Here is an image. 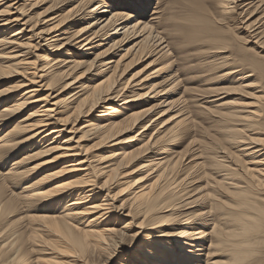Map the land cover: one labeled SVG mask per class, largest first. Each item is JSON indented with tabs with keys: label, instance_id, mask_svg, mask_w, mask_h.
<instances>
[{
	"label": "bare ground",
	"instance_id": "bare-ground-1",
	"mask_svg": "<svg viewBox=\"0 0 264 264\" xmlns=\"http://www.w3.org/2000/svg\"><path fill=\"white\" fill-rule=\"evenodd\" d=\"M173 1L175 16L163 18ZM215 5L210 13L198 0H0V165L17 157L0 174V186L24 184L22 196H0V264H210L218 258L212 264H264V143L258 142L264 139L246 136L264 125V96L222 115L231 121L225 125L233 152L226 148L216 160L225 174L214 186L222 193L205 186L181 196L197 180L174 179L189 153L175 151L180 135L156 129L142 140L175 108L161 103L181 85L173 64L161 83L139 92L136 87L157 78L122 83L126 70L145 58H155L145 72L155 67L153 75L161 76L173 45L161 21L174 26L182 49H199L204 73L225 68L220 78L230 79L249 68L262 76L264 0ZM37 6L47 7L36 14ZM187 8L194 15L178 24ZM88 55L91 61L77 59ZM252 77H242L240 86L249 87L244 79ZM81 118L88 119L82 128L76 126ZM140 171L146 175L130 178ZM25 208L37 214L12 222ZM122 222L125 231L139 230L131 237L136 242L112 226Z\"/></svg>",
	"mask_w": 264,
	"mask_h": 264
},
{
	"label": "rangeland",
	"instance_id": "rangeland-1",
	"mask_svg": "<svg viewBox=\"0 0 264 264\" xmlns=\"http://www.w3.org/2000/svg\"><path fill=\"white\" fill-rule=\"evenodd\" d=\"M198 1L210 13L214 12V10L216 9L215 0H198ZM155 6H156V3L155 2L152 3V6L149 8L147 14L151 15V13L149 12L150 11L152 12L154 10L153 7ZM46 7L47 6H37L35 7L33 13L43 14ZM170 8H171V11L169 12V14L166 13L163 16V18H170V17L175 16V12L177 10V4L175 1L170 2ZM191 15H194L193 11L187 8L179 16L178 24H183L185 19ZM244 16L242 17L241 20H245L247 18ZM50 17H53V16H50ZM190 18L191 17H188L187 19L189 20ZM34 20H36V17H34ZM149 20L150 19H147V21ZM167 22L163 24L164 22L161 21L159 24L161 31L162 32L166 31L170 35L169 41L173 43L172 48L170 49L171 50L170 60L161 61L162 65L160 66V68L162 69V74L161 73L160 74L163 77L161 76L157 77L159 73L153 75V71L155 70V67H152L145 72L146 67L155 59V58L154 59L145 58V59L137 60L131 67H129L126 70V72L124 73V80L122 81V83L125 80L127 81L131 79L138 80L139 76L141 77V79L146 78V80H149L150 78H153V77L157 78V79H150L149 80L150 83L147 84L146 82L145 86L143 85L141 87H136L135 90L139 92V90H144L145 88L150 86L152 83H161L166 78L165 76L170 72L167 67L169 66V64H173L171 72L172 71L176 72L175 76L177 78V81H179L181 85L178 87H175V89L173 90V95L168 96L167 98H164L161 101V103L167 102L168 104L169 102H172L173 107L175 108L173 109V112H171L168 115V117H165L164 120H162L160 124L157 125L156 128H151L150 131L145 132L143 134L145 136L144 138H142V140L145 139V142L148 141L150 137L152 136V134L156 131V129H159L160 132H165V133L171 132V133H176L180 135L181 140L179 141L178 148L175 149V151L176 152L189 151V153L183 158L182 165L180 167V175H177L174 179L176 181L178 180V178H180V180L187 178L189 179L190 182L192 179L197 180L196 182L192 183L196 185L192 186L187 191H182L180 195L182 196L183 194H185V192H189L190 190H193V189H196V191L192 192L191 194H196L197 191L201 189L203 190L205 186H207L206 192H209L212 195H216L215 191H218V193L221 194L222 191L217 190V187L214 185L215 184L217 185L218 182L224 181L223 177L225 173L222 171H219L218 163H216V160H217V157L223 156V154H221V151H226L225 150L226 148H227L226 153L228 155L233 153L232 149L230 148L231 138L227 137L229 134L226 132V125H225L229 122L231 123V121L224 122L222 120V115L228 112H232V111L234 112L243 111V107L241 105L252 103L253 100L251 98H254L255 96H264V72L261 76L257 72L253 73L252 70L248 68L247 70L241 71V74L236 75V78H230V79L220 78V76H223L228 71L225 68H221L218 71H214L211 73V75L204 73L203 68H200V65H203L204 63L201 61L199 57V52H198L199 49L198 48L197 49H190V48L182 49V47L184 48V46L177 42V34L174 33V29H175L174 26L171 25V27H167ZM174 24L177 25V22L174 21ZM227 26L229 25L227 24ZM243 36L246 37L245 33L244 35H242V37ZM248 48L252 50L251 47H248ZM93 52L94 51H92V53ZM230 53H234L233 56H236L235 52L230 51ZM123 54L124 52L121 53V55ZM240 56L251 58V55L249 54L246 55L244 53H241ZM87 58H90V61H91L93 59V56L91 57V55H88V57L86 58L79 57L77 59L81 61H85L87 60ZM262 61L264 62V58ZM249 75H253L254 77L245 78L244 79L245 82L243 83V87L244 86H249V87L242 88L240 86L241 83L243 82L241 78L247 77ZM90 77L91 76H89V78ZM171 82H169L167 85H170ZM176 82L174 83V85L176 84ZM129 92L125 93L126 97H129L131 95ZM257 92H260V93H257ZM142 93H145V92H142ZM211 95H219V96L210 98ZM150 102H151L150 104L147 102L146 104H143L141 106L139 105L140 108L138 110H141V108L147 109V108H150L152 105H154V101H150ZM122 103L123 102H121V104ZM223 104H229V106H224ZM213 110L214 112L211 115L210 112ZM99 111L100 110L98 109V112ZM101 112L102 111L96 114H103ZM30 113H32V111L30 110L26 111V113L22 115V118H20L19 121L23 120ZM124 113L130 114V111L128 112L124 111ZM125 117L126 116H122L117 120L121 121ZM170 117L172 119L170 120L169 123H166L168 125H165V122L169 120ZM81 120L82 122L78 121V123L76 124V126H80V128L84 127L83 122H87L88 119L81 118ZM235 127H238V126H235ZM142 130L143 128L135 130L134 133H132L131 135H125L121 137L120 139L123 140L126 138H131L133 136H136L138 133H141ZM246 136L248 139H251V140L264 139V125L259 132L247 131ZM140 142L141 140L137 142V144L139 143L138 145L136 143L133 144L135 145V147L130 148V150L136 149L141 144H143ZM83 145L88 146L89 142H84ZM150 156L152 155L150 154L148 157ZM16 158L17 157L12 158L8 162V164H5L4 166L0 165V174L7 173V170H10L11 168L10 165ZM191 163H194V165H192ZM197 164H201L202 166H200L197 169H190L191 165L192 167H195V165ZM131 170L132 169H129L128 171H131ZM145 175L146 174H143V172L140 171L134 174L130 178L131 179L134 178V180H138L144 177ZM38 179H39V176L35 178L31 177V179L25 186L33 184ZM7 185L9 187H5L6 182H4V184L0 186L1 187L0 196H4L8 199H12L13 197L17 195L22 196L24 194V189H23L24 184L19 186L18 188L11 184H7ZM202 195H205V193H203ZM119 205L120 203L118 204V206ZM61 211L62 210H58L57 212L60 213ZM35 214H37V211L35 209L26 210L25 208V209H22L21 213H18L14 215L13 217H11V221L18 222L22 218H26V216H31ZM125 221L129 222L128 219H124L123 222ZM123 222L119 223L118 225L113 223L114 225L112 224V226H115L118 230L122 229L123 231H125V229H123L124 227ZM129 230H126L125 233H127V235L130 236L129 241L134 243L136 242V240L131 239V237L135 236L139 230H136V231L135 230L132 231V229H129ZM176 232H179V231H176ZM106 257H110V256L107 255ZM219 260L220 258L215 259V260L211 259L209 263L212 264L214 263V261L218 262Z\"/></svg>",
	"mask_w": 264,
	"mask_h": 264
},
{
	"label": "snow or ice",
	"instance_id": "snow-or-ice-1",
	"mask_svg": "<svg viewBox=\"0 0 264 264\" xmlns=\"http://www.w3.org/2000/svg\"><path fill=\"white\" fill-rule=\"evenodd\" d=\"M259 143H264V141H258ZM141 227H144V225H141ZM261 231H264V225L261 227ZM67 254V253H66ZM261 255H264V249H262Z\"/></svg>",
	"mask_w": 264,
	"mask_h": 264
}]
</instances>
